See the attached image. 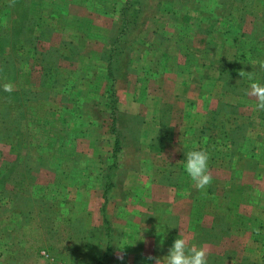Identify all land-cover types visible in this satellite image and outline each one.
Masks as SVG:
<instances>
[{
    "label": "rangeland",
    "instance_id": "rangeland-1",
    "mask_svg": "<svg viewBox=\"0 0 264 264\" xmlns=\"http://www.w3.org/2000/svg\"><path fill=\"white\" fill-rule=\"evenodd\" d=\"M253 82L264 0H0V264H264Z\"/></svg>",
    "mask_w": 264,
    "mask_h": 264
},
{
    "label": "clouds",
    "instance_id": "clouds-1",
    "mask_svg": "<svg viewBox=\"0 0 264 264\" xmlns=\"http://www.w3.org/2000/svg\"><path fill=\"white\" fill-rule=\"evenodd\" d=\"M11 90L9 85H5ZM250 93L257 98V109L264 110V82H253L250 85ZM184 153L183 166L185 172L198 188H204L212 180L209 174V153L202 148H194ZM123 250L124 247H119ZM208 251L194 242H190L185 236L177 235L166 254L162 256H149V264H208ZM123 259V257H119Z\"/></svg>",
    "mask_w": 264,
    "mask_h": 264
},
{
    "label": "crops",
    "instance_id": "crops-1",
    "mask_svg": "<svg viewBox=\"0 0 264 264\" xmlns=\"http://www.w3.org/2000/svg\"><path fill=\"white\" fill-rule=\"evenodd\" d=\"M132 96H133L132 99H131V97H128V99L124 101V105H122V107H130V111H132V113H137V111H135L134 108L135 107H142V103L138 102V105H137V103H136L137 102L136 93L132 92ZM121 110L125 111L126 109L125 108H121Z\"/></svg>",
    "mask_w": 264,
    "mask_h": 264
}]
</instances>
